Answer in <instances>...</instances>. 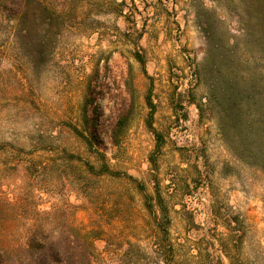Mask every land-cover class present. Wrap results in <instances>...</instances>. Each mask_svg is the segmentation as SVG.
<instances>
[{
  "label": "rangeland",
  "instance_id": "1",
  "mask_svg": "<svg viewBox=\"0 0 264 264\" xmlns=\"http://www.w3.org/2000/svg\"><path fill=\"white\" fill-rule=\"evenodd\" d=\"M51 1L62 12L35 17L36 40L31 17L19 41L0 16L3 189L31 193L41 208L66 198L87 223L88 206L109 207L102 197L116 188L134 196L124 208L141 223V195L158 182L171 209L177 264H264V169L236 157L239 142L221 135L202 68L209 49L241 38L245 70L264 85V52L238 25L230 0ZM65 152L96 166L106 158L117 176L89 183L101 198L64 184L66 174L79 177L68 167L37 181L14 166L22 157ZM95 245V264H121L123 246Z\"/></svg>",
  "mask_w": 264,
  "mask_h": 264
},
{
  "label": "trees",
  "instance_id": "2",
  "mask_svg": "<svg viewBox=\"0 0 264 264\" xmlns=\"http://www.w3.org/2000/svg\"><path fill=\"white\" fill-rule=\"evenodd\" d=\"M230 2L231 9L239 15L240 28L244 33L253 34L256 45L264 52V0ZM73 6L75 10L80 7ZM60 12L62 8L57 9L51 0H0V16L12 22L19 41L18 34L23 31L25 17H31L29 36L36 40L35 17L44 15L51 19ZM244 43L246 41L240 38L215 52L209 49L207 65L206 62L202 65L212 82L207 105L215 109L221 135L227 137L229 133L232 140L239 142L232 145L235 156L251 157L252 162L264 169V85L255 86L252 83L254 72L245 70ZM86 117L91 120L90 115ZM88 134L93 137L95 133L91 130ZM87 142L92 146L91 139ZM41 158L22 157L14 162V166L25 178L32 176L31 180L37 181L47 170L52 173L59 167H68L79 177L66 174L62 182L85 192L91 200L101 198V193L89 188L92 180L117 176L105 157H97L99 166L68 152L65 157ZM5 166L6 163L0 172ZM52 179L56 181L58 177ZM2 186L1 182L0 264H95L97 239L104 240L109 246H123L121 264H177L169 230L171 209L158 182L153 194L141 195L142 215L146 218L141 223L132 219L133 210L124 208V203L133 200L134 196L116 188L102 197V201L110 203L109 207H100V204L88 206L89 211L85 209L88 222L83 223L77 217L80 207L66 198L41 208L31 201L35 195L6 192ZM120 220H126L127 225L118 224Z\"/></svg>",
  "mask_w": 264,
  "mask_h": 264
}]
</instances>
